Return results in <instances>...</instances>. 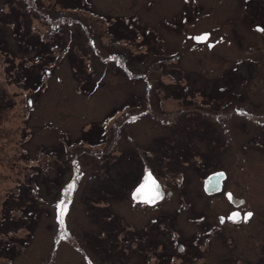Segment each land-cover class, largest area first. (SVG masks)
<instances>
[{"label":"rangeland","instance_id":"obj_1","mask_svg":"<svg viewBox=\"0 0 264 264\" xmlns=\"http://www.w3.org/2000/svg\"><path fill=\"white\" fill-rule=\"evenodd\" d=\"M237 107L264 113V0H0V264H264V118Z\"/></svg>","mask_w":264,"mask_h":264},{"label":"water","instance_id":"obj_2","mask_svg":"<svg viewBox=\"0 0 264 264\" xmlns=\"http://www.w3.org/2000/svg\"><path fill=\"white\" fill-rule=\"evenodd\" d=\"M206 34V33H205ZM204 34L202 35H199V36H203ZM208 35V34H207ZM199 36H195V37H199ZM195 42H200V41H197L196 39H194ZM204 42V41H203ZM150 172L149 170H147L141 181L133 188L132 192H131V198L132 200L135 202V203H142V204H153L157 201H159L163 195H164V190L161 186V184L159 183V181L154 177V175L152 174L153 178L156 180V183L159 185V188L157 189V191L159 192V196L155 199L154 202L152 203H148V202H145L144 198H141V199H134L133 198V194L134 192L136 191V189L143 183L144 181V177L146 175V173ZM222 174V175H221ZM226 178V175H225V172L224 171H217V172H213L211 173L210 175H208V177L205 179V182H204V189L206 191V193L208 194H211V193H216V192H220L221 189H222V186H223V181L225 180ZM229 194H231L230 192H226L225 194V197L227 198V200H229L233 205L235 206H238L240 205L241 203H243V200L242 199H238V198H235L232 194H231V199H229ZM233 214L231 213V215L229 217H231ZM247 213L245 214L244 216V219L246 217ZM227 218L229 221L231 222H238L239 219H230V218ZM219 220L222 221L223 218L222 217H219Z\"/></svg>","mask_w":264,"mask_h":264},{"label":"flooded vegetation","instance_id":"obj_3","mask_svg":"<svg viewBox=\"0 0 264 264\" xmlns=\"http://www.w3.org/2000/svg\"><path fill=\"white\" fill-rule=\"evenodd\" d=\"M129 25V24H128ZM132 26H134V25H132ZM256 27H254V29H255V31L257 30L258 32H263V28L262 27H260L259 25H255ZM206 34H208V39L207 40H205L204 42H195L194 41V37L195 36H199V35H193V36H191V40L193 41V43H195V44H197V45H202V44H204V45H206L208 48H211L213 45H214V43L215 44H217V41H215L214 43H211V42H209V39L211 38V36H210V33L209 32H205ZM205 33H201L200 35H202V34H205ZM188 37V39H190V36H187ZM147 95H149V93H147ZM129 105L130 104H123L122 105V107H121V109H124V111H126L128 108H129ZM120 110L119 109H117V113L119 112ZM246 113H249V115H247ZM120 115H119V117H122L121 115H124V114H126L127 115V112H123L122 114L121 113H119ZM235 114L236 115H238V116H241V117H244V118H246V119H248V120H255V121H257L256 120V118H258V119H260V117H262V118H264V113H260L259 115H257V114H255L254 112H251V111H245L244 112V116H243V114H242V112L238 109V107H237V109H236V111H235ZM125 115V116H126ZM250 115H253L254 117H252V116H250ZM262 115V116H261ZM115 116H116V114H114V112L111 114V115H109V116H107V120L109 119V121L110 122H113L114 120H115ZM118 117V118H119ZM117 118V119H118ZM264 120V119H263ZM109 130V129H108ZM120 132H122V130L120 131ZM119 132V135L121 134ZM118 136V135H117ZM147 171V170H146ZM146 171H144V173L146 172ZM153 175H154V173L151 171V170H149ZM217 171H224V170H216V171H213V172H217ZM213 172H211V173H213ZM144 173L141 175L142 177H143V175H144ZM211 173H209L208 175H210ZM208 175L206 176V178L208 177ZM225 175H226V177H227V174H226V172H225ZM142 177L138 180V182H137V184L141 181V179H142ZM154 177L156 178V176L154 175ZM205 178V179H206ZM157 179V178H156ZM205 179L203 180V191L206 193V191H205V189H204V182H205ZM225 180H226V178H225ZM224 180V181H225ZM224 181H223V183H224ZM136 184V185H137ZM223 187V186H222ZM164 190V189H163ZM222 190V189H221ZM219 192H216V193H211V195H213V194H218ZM166 194H169L170 195V192H167ZM206 194H208V193H206ZM225 194H226V192H225ZM224 194V195H225ZM232 194V193H231ZM233 195V194H232ZM164 196H165V191H164V195H163V197L161 198V199H163L164 198ZM234 196V195H233ZM235 197V196H234ZM226 198V197H225ZM235 198H237V197H235ZM160 199V200H161ZM159 200V201H160ZM226 200H227V198H226ZM228 202L233 206V210L232 211H230L229 212V214H228V216L226 217V220L227 221H229L227 218L231 215V213L233 214V213H238L239 214V221L240 220H243V218H244V216H245V214L246 213H249V212H245L244 210H240V208H242V206H240V207H238V206H235V205H233L229 200H228ZM243 202H244V200H243ZM145 205H148V204H145ZM149 205H152V204H149ZM251 213V212H250ZM219 217H222V216H219ZM223 218V217H222ZM219 219V218H218ZM225 219L223 218V220L222 221H220L219 220V222H221V223H223V221H224ZM229 222H231V221H229Z\"/></svg>","mask_w":264,"mask_h":264},{"label":"snow or ice","instance_id":"obj_4","mask_svg":"<svg viewBox=\"0 0 264 264\" xmlns=\"http://www.w3.org/2000/svg\"><path fill=\"white\" fill-rule=\"evenodd\" d=\"M193 39H196L197 41L203 42L208 39V35L204 34L203 36L194 37ZM222 175V174H221ZM75 184L70 183L68 185L67 191H71L74 188ZM159 188V185L156 183V180L153 178L152 174L150 172L146 173L144 177L143 183L136 189V191L133 194L134 199H141L144 198L145 202L152 203L155 201V199L159 196V192L157 189ZM229 199H231V194H229ZM63 204V201L61 202ZM63 208H61L60 212V224L63 225ZM252 213H247L245 219L251 217ZM230 219H238L239 214L233 213Z\"/></svg>","mask_w":264,"mask_h":264},{"label":"trees","instance_id":"obj_5","mask_svg":"<svg viewBox=\"0 0 264 264\" xmlns=\"http://www.w3.org/2000/svg\"><path fill=\"white\" fill-rule=\"evenodd\" d=\"M160 236H162L163 237V235H159V237ZM163 240V239H162ZM148 245V244H147ZM159 247H160V243L159 242H154L153 244H152V248H150V249H148V250H150V252H152L153 253V251H156L157 249H159ZM162 248V250H163V247H160V249ZM147 250V251H148ZM168 255L167 254H165V255H163V254H161V260H162V263H164V264H166V262L169 260L168 259ZM169 262V261H168Z\"/></svg>","mask_w":264,"mask_h":264}]
</instances>
